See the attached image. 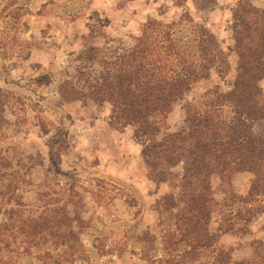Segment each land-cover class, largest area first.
<instances>
[{
    "label": "rangeland",
    "instance_id": "374dc122",
    "mask_svg": "<svg viewBox=\"0 0 264 264\" xmlns=\"http://www.w3.org/2000/svg\"><path fill=\"white\" fill-rule=\"evenodd\" d=\"M81 1L68 7L47 0L32 11L29 0H0V264H238L264 255V194L247 195L255 175L240 171L228 179L217 155H207L210 240L198 248L195 234H187L181 224L187 206L182 174L188 162H161L157 169L163 174L151 172L133 127L109 123L110 103L67 100L60 92L66 79L86 90L101 61L131 47L148 17L172 22L169 36L160 41L165 47L172 38L179 50L169 57L172 68L179 69L181 53L196 63L199 23L215 36L227 71L220 76L211 68L171 111L156 116V138L195 129L188 118L194 112L228 119L230 103L220 102L209 88L217 85L224 92L234 80L232 9L238 0H101L98 7ZM251 2L264 6V0ZM36 13L41 15L30 17ZM50 13L58 18L51 19ZM29 24L33 30L26 39ZM89 45L100 52L83 61L80 52ZM259 85L260 116L252 132L264 173V77ZM248 203L259 208L241 231L243 220L234 213ZM42 219L78 231L72 256L63 253L65 246L50 234V226L39 225ZM31 222L41 232L29 228Z\"/></svg>",
    "mask_w": 264,
    "mask_h": 264
},
{
    "label": "trees",
    "instance_id": "16d2710c",
    "mask_svg": "<svg viewBox=\"0 0 264 264\" xmlns=\"http://www.w3.org/2000/svg\"><path fill=\"white\" fill-rule=\"evenodd\" d=\"M173 1L181 4L185 0ZM171 23L148 17L131 47L114 55V58L101 61V70L91 80L87 79L86 90L66 79L60 86V92L67 100L90 98L98 103H110L109 123L122 121L133 127L134 137L142 143V159L151 172L163 174L157 169L161 162L167 165H175L182 159L188 162L182 174L184 182L181 190L187 198V206L181 224L187 234H195L193 240L200 248L209 246L205 240H210L205 226L210 217L205 210L212 199L209 174L204 165L207 155H217L228 179L236 172H251L255 177L247 195H257V190L264 194L262 159L256 156L257 139L252 132V126L260 116L256 96L261 92L259 81L264 77V6H256L251 0L237 1L232 9L233 49L237 55L234 80L224 92L219 91L217 85L209 88V92L213 90L220 102L227 100L230 103L233 114L223 119L218 117V113L194 112L188 118L195 129L186 133L172 131L156 138L159 132L156 116L171 111L194 83L209 75L211 68L220 76L228 68L225 54L215 36L199 23L195 25L199 35L198 60L193 63L181 53L179 69L172 68L169 57L179 55V50L172 38L168 39L165 47L160 43L161 38L169 36ZM99 52L98 46L89 45L81 50L79 56L83 61H89L97 58ZM80 74L86 73L81 70ZM258 208L248 203L236 209L235 217L243 220L238 230H244ZM201 220L204 224L199 223ZM31 223L33 225L29 228H34L36 233L43 229L39 225L50 226V234L61 238L60 244L65 246L63 253L69 256L79 245L78 231L73 228L55 227L52 221L43 219L39 225ZM167 237L168 244H172L169 234ZM73 239L75 244L71 243ZM186 242L189 244L192 240ZM165 247L169 246L165 244ZM222 252L219 250L218 253ZM167 261L171 263L169 257ZM213 261L219 260L215 257ZM238 264H264V255L242 260Z\"/></svg>",
    "mask_w": 264,
    "mask_h": 264
},
{
    "label": "crops",
    "instance_id": "0c3cea01",
    "mask_svg": "<svg viewBox=\"0 0 264 264\" xmlns=\"http://www.w3.org/2000/svg\"><path fill=\"white\" fill-rule=\"evenodd\" d=\"M54 1L60 6L67 5L68 7H71L72 5H75L76 3L83 4V2H84V1H81V0H54ZM88 1L90 3L89 5H91V7H98L99 3L101 2V0H88ZM45 2H47V0H29L28 6H29V8L32 11H37V10L40 9V7H42L45 4ZM87 14L88 13H85V15H84L85 18H86V16H88ZM38 15H41V14H38V13L31 14L30 17L34 18V17H36ZM49 15L51 16L50 17L51 19L58 18V14H57V17H55L56 15H54L53 13L52 14L50 13ZM41 17H44V16H41ZM31 22H32V19H29V23H31ZM32 30H33L32 29V24L31 25L29 24V30H26V32L23 34L26 39H30L31 38ZM35 51L36 52L40 51L42 53H45V55H47V53H48V51H46V50L43 52V48L42 49L41 48H35ZM55 51H56V49H55Z\"/></svg>",
    "mask_w": 264,
    "mask_h": 264
}]
</instances>
